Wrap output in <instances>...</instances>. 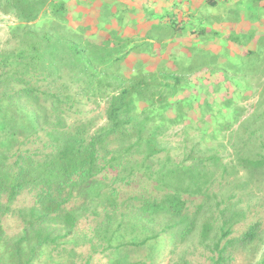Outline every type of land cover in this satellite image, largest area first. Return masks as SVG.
I'll return each mask as SVG.
<instances>
[{
	"label": "trees",
	"instance_id": "trees-1",
	"mask_svg": "<svg viewBox=\"0 0 264 264\" xmlns=\"http://www.w3.org/2000/svg\"><path fill=\"white\" fill-rule=\"evenodd\" d=\"M59 1L0 0L16 20L0 42V264H190L198 248L264 264V47L261 113L214 138V113L193 111L201 86L183 99L184 75L125 72ZM23 193L32 204L14 207Z\"/></svg>",
	"mask_w": 264,
	"mask_h": 264
},
{
	"label": "crops",
	"instance_id": "crops-1",
	"mask_svg": "<svg viewBox=\"0 0 264 264\" xmlns=\"http://www.w3.org/2000/svg\"><path fill=\"white\" fill-rule=\"evenodd\" d=\"M59 2L63 3L68 24L73 29H79L81 39L96 46L112 47L116 55L120 50L117 58L120 59L122 69H129L130 73L140 69L147 77L155 76L158 80H163L164 86L166 85L164 78L170 76L163 75L173 73L166 71L167 69L176 72L177 65L182 62V53H188L187 46L193 43L210 51L215 57L216 72L212 75L213 78L203 76L201 81L195 83L199 82L201 87L209 83L215 94L203 93L205 99L208 98V108L204 104L199 107L197 100L194 101L193 111L196 113L219 111L213 109L214 101L228 95L231 84L228 83L229 78L226 74L217 71L224 70V65L234 64L235 58H241L243 55L248 57L247 53L255 44L253 40L257 39L258 44L264 41V32L261 31L264 27V0H61ZM230 6L233 7L234 13H238V18L219 20L218 14L225 13ZM256 6L259 9L254 8ZM254 13L256 15L250 16ZM160 23L168 24V29L171 28L172 32L161 37L156 36L154 30ZM142 39L146 41L144 44L128 45ZM120 41H123L122 45ZM172 44L177 48L180 47L179 50H175ZM259 72H256L258 78ZM234 78L238 80V76ZM221 86L226 88H220ZM235 94H237L236 90Z\"/></svg>",
	"mask_w": 264,
	"mask_h": 264
},
{
	"label": "rangeland",
	"instance_id": "rangeland-1",
	"mask_svg": "<svg viewBox=\"0 0 264 264\" xmlns=\"http://www.w3.org/2000/svg\"><path fill=\"white\" fill-rule=\"evenodd\" d=\"M258 8L259 7H254ZM233 7H228V10L223 13L218 14V19L223 20V19H235L238 18V13H234L232 11ZM256 15L251 14L250 16ZM13 23H16V20L13 16L10 15H4L0 13V42L5 40L8 37V26L12 25ZM159 26V27H157ZM154 34L158 37L163 36L164 34L168 33L170 34L172 32V29H168L169 26L168 24L160 23L157 25ZM168 29V30H167ZM262 32H264V27L261 29ZM177 40V39H176ZM174 40V41H176ZM243 41V40H242ZM254 45L253 49H259L252 53L250 55V58L246 57L243 55L241 58H235L233 59L234 64L232 65H224V70H219L217 72H221V74H226V76L229 78V82L231 85H229V90H228V95L224 97H219L218 100L216 101L217 103L213 107V109H219L218 113H214L212 117V123L209 124L211 126V129L213 130V137L220 138L223 136L225 139L229 136L230 132L233 130H236L237 128H246L247 122L244 119L247 115L250 113H261L262 111V99H263V94L261 91V86H259V78L256 75V72L259 71L260 69V57H263V49L264 47V41L262 44L257 43V39L253 40ZM145 39H142L141 41L137 42H131L128 43L129 46H136V44H144ZM120 44H123V41H120ZM149 44V43H148ZM150 45V44H149ZM169 46V45H168ZM173 48L175 50H179V48L175 47L172 44ZM188 48V53L184 54L182 53L181 55V64L177 65V68L175 69L176 72H174L173 69H167L166 71H171L173 72V75H184L181 76L182 79L186 83H184V93H182L180 96L184 99L185 96L189 95L190 92H194V96L197 95L200 86L199 82L195 83V81H201L200 79L204 76L205 78L207 77H212L213 74L216 72V64H215V57L212 55V53L205 48H200L197 45L193 44L190 46H187ZM250 49H252L250 47ZM250 62V64H248ZM134 66V65H133ZM139 66V65H138ZM189 66L187 69L184 70L185 67ZM232 66V67H230ZM258 68V69H257ZM125 72H128V70L123 69ZM165 71V72H166ZM234 76H238V80L234 78ZM183 81V80H182ZM174 82V79H167V83L170 84ZM208 86V87H206ZM240 87L239 89L236 87ZM220 88H226L225 86H221ZM243 91H242V89ZM170 90V89H169ZM235 90L237 91V94H235ZM172 91V90H170ZM202 93L205 94H215L211 90V87L209 83H205V86L202 87ZM103 109V104L100 105L98 108L99 110ZM221 109L223 110L221 112ZM211 113H205L207 117ZM254 117L255 114H254ZM207 119V118H205ZM194 120H197L196 118ZM193 125V126H192ZM192 129L194 131V134L197 132V127L196 124H191ZM228 130H227V128ZM229 129L231 131H229ZM169 133H172V136L169 137L171 143H174L176 141H181L183 138V135L185 134V131H181V126H174L171 128ZM175 132H179L178 134ZM196 140H199V138H196ZM178 153L180 150L177 151ZM226 155V153L224 154ZM229 159V157L225 156L224 161ZM33 202V198L31 195L27 193H23L18 196L16 201L13 202L14 207H21L25 205H30ZM194 205H189L190 209H193ZM245 223H243L241 226L243 227ZM2 225L5 229V231L8 234H13L17 232L20 227L21 223L18 219L12 217V216H4L2 218ZM188 261L190 264H209V261L207 259V252L201 249H196L194 252H190L186 255ZM136 260H139V264H142V261L144 260L147 264H151L148 258H143L136 257ZM159 264H170L169 257H165L164 260L159 262ZM233 264H244V260L242 256H239L236 258V261Z\"/></svg>",
	"mask_w": 264,
	"mask_h": 264
}]
</instances>
